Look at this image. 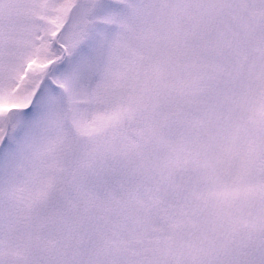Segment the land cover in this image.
Listing matches in <instances>:
<instances>
[{"label":"snow or ice","instance_id":"1","mask_svg":"<svg viewBox=\"0 0 264 264\" xmlns=\"http://www.w3.org/2000/svg\"><path fill=\"white\" fill-rule=\"evenodd\" d=\"M0 264H264V0H0Z\"/></svg>","mask_w":264,"mask_h":264}]
</instances>
